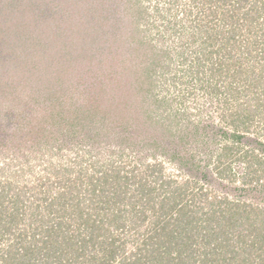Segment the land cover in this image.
Here are the masks:
<instances>
[{"label": "rangeland", "instance_id": "obj_1", "mask_svg": "<svg viewBox=\"0 0 264 264\" xmlns=\"http://www.w3.org/2000/svg\"><path fill=\"white\" fill-rule=\"evenodd\" d=\"M253 1H243L245 7L237 16ZM11 3L13 13L2 12L0 23L15 28V52L13 56L0 52L11 59L0 63V91L4 97L20 100L1 101L0 95V111L5 114L13 108L15 115L22 116V100L28 99L33 107L39 101L43 106L39 115L58 111L55 117L58 114L66 119L57 129L73 139L61 149L50 148L45 135L60 132L52 133L46 124L39 140L27 126V115L18 122L12 119L15 139L11 141L5 133L0 147V193L11 198L17 192L31 198L39 189L47 191L45 188L56 193L60 184V188L63 183L68 186L78 177L82 201L90 176L103 179L104 175L119 174L126 176L121 178L122 187L118 190L119 185L108 184V194L125 192L129 204L130 195L140 196L137 186L141 180L154 188L153 199L145 207L144 221L132 227L128 220L127 227L120 229V242L125 238V250L130 252L136 246L134 241L139 243L152 228L159 202L174 192L176 182L187 178L173 157L176 141L164 136V130L176 134L188 130L180 153L192 154L194 161L204 166L210 162L201 143L199 147L195 144L192 128L198 126L205 132L210 127L223 129L230 120L229 109L255 104L263 95L264 77L255 80L249 90L244 85L252 80L251 73L261 74L263 53L258 52L259 46L256 54L249 50L254 42L264 40V15L255 19L248 32L241 19L230 31V17L225 18L222 8H216L221 1L215 0H0L6 10L12 9ZM227 64L232 65L229 72H238L235 81ZM218 65L223 71L217 75L212 69ZM52 94L63 106H50ZM233 95L238 98L233 100ZM74 101L99 106L96 117L70 125ZM144 110L153 120L146 118ZM37 121L44 125V119ZM263 130L264 126L251 136ZM218 138L222 144L230 140ZM154 139L156 145H145ZM242 168L236 163L231 166L237 179L230 186L240 185ZM153 169L157 171L152 173ZM206 187L210 195L243 196L239 190L225 193L214 191L215 186ZM190 196L188 193L184 199L188 203ZM199 199H194V206L202 205ZM140 201L134 203L136 210L144 207L145 200ZM260 203L264 204V199L260 198ZM202 206L208 211L207 204ZM120 207L116 203L114 210Z\"/></svg>", "mask_w": 264, "mask_h": 264}, {"label": "trees", "instance_id": "obj_2", "mask_svg": "<svg viewBox=\"0 0 264 264\" xmlns=\"http://www.w3.org/2000/svg\"><path fill=\"white\" fill-rule=\"evenodd\" d=\"M220 1L221 6L216 8L223 9L221 12L223 11L225 18L230 17V31L241 19L250 32L255 19L264 15V0L251 2L248 8L243 9L241 16L237 14L245 7L243 1L246 0ZM220 1L215 0L216 3ZM10 8L12 9L6 10L5 6L0 5V14L13 13L14 3H11ZM232 17H234L233 21ZM17 43L21 44V42ZM14 45L15 28H10L4 22L3 25L0 23V52L13 56ZM257 46L260 47L258 52L263 53L262 58H259L262 62L264 40L260 43L254 42L249 54L251 50L256 54ZM7 60L11 59L0 54V63ZM262 64L261 74L254 76L256 74L251 73L252 80L245 85L242 84L247 90L255 86V80H262L264 77V62ZM229 66L232 65L227 64L226 70L235 81L238 72L236 70L229 72L231 71ZM214 67L212 71L217 72V75L223 71L221 65ZM262 86L264 91V84ZM263 91V95L256 98L255 104H237L234 110L229 109L230 120L225 124V128L210 127L206 132L198 126L192 128L197 142L195 144L199 147L201 143L205 157L212 166L210 163L201 166L194 161L192 154L180 153L181 146L186 143L188 130L178 134L171 129L164 130V136L169 138L170 135L172 142L176 141L173 143L175 147L172 156L177 157L179 166L187 178L176 182L174 192L159 202L158 214L151 222L152 228L143 240H139V243L137 240L134 241L136 246L132 251L125 250V238L120 242V229L127 227L128 220L132 227L137 226L139 220L144 221L145 207H148L153 199L154 188L138 180L140 196L133 194L130 195V199L139 197V200L134 202L128 200V204L125 192L108 194L107 189L108 184H116L120 186H117L119 190L122 187L121 178L125 179L126 176L104 175L103 179H93V176H90L91 178L87 180L84 200L81 201L79 197L82 198V188L77 186L80 182L77 177L70 179L72 182L68 186L63 183L64 187L60 188V184L56 193L51 188L50 190L45 188L47 191L39 189L38 195L31 198L18 192L13 198L0 193V264H264V204L260 203V198L264 199V139L262 138L264 130L258 135L251 136L264 126ZM0 95L1 101L13 103V99H16V102L17 99L20 100L19 97H4L2 90ZM233 96V100L238 98ZM51 99H53L50 101L51 107L63 104L62 100L55 102L57 98L53 94ZM27 100L21 101L22 116L15 115L13 108H6L5 114L0 111V147L5 133L7 137L10 136L11 141L15 139L12 119L18 122L19 118L25 115L27 116L24 118L30 120L27 123L29 130L39 135V140L41 134H44L46 124L51 128L52 133L60 132V128L57 127H61L66 118L59 117L58 114L56 118L55 113L58 111L53 112L52 109L48 116L39 115L43 108L39 105L42 104L38 101L33 107ZM71 107L73 115L68 119L70 125H81L80 121H85L87 117L95 118L99 108L97 105L87 106L75 101L72 102ZM0 109L2 110L1 107ZM132 109L133 107L130 108ZM142 109H144L143 104ZM144 111L146 118L153 120L148 110ZM39 119H44L43 126L38 124ZM33 120L37 123H33ZM175 136L177 140L173 138ZM221 136L230 140L222 144V138H218ZM45 137L44 142L48 141L51 144L50 148L54 145V148L58 149L73 139V135L68 137L62 131ZM145 143L147 146L156 145L155 139ZM234 163L243 167L239 173V186H230L236 183L237 179L236 174L231 172ZM155 171L157 169L151 170L152 173ZM158 171L162 174V168ZM98 180L100 181L96 182ZM60 181L65 182L63 179ZM223 181L227 184H223ZM206 186H215L217 190L214 191L225 193L239 190L243 196L240 199H232L224 195H210L211 192ZM73 189L80 191L77 193L72 191ZM188 193L191 195L190 203L184 200ZM197 196L203 200L199 199L200 201L207 204L208 211H203V203L194 206L197 203L194 200ZM141 198L145 200L144 207L136 210L134 203L141 202ZM116 203L121 204V207L114 210ZM150 207L153 208L154 203L151 202Z\"/></svg>", "mask_w": 264, "mask_h": 264}]
</instances>
